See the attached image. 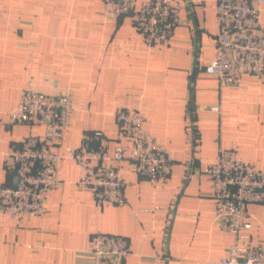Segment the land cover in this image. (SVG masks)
Wrapping results in <instances>:
<instances>
[{"label":"crops","instance_id":"0c3cea01","mask_svg":"<svg viewBox=\"0 0 264 264\" xmlns=\"http://www.w3.org/2000/svg\"><path fill=\"white\" fill-rule=\"evenodd\" d=\"M217 30L215 0H185L175 33L159 48L143 41L131 14L104 18L102 0H0V186L14 182L3 152L43 131L8 119L25 89L72 96L75 113L55 151L84 143L109 153L120 145L128 154L114 112L138 109L170 164L168 176L150 184L121 161L125 203L96 206L91 190L76 183L81 169L64 162L45 216L17 222L0 212V264H94L88 243L96 232L128 240L131 253L115 264H219L233 236L212 222L202 167L218 148H235L264 167V80L243 74L221 84L204 73ZM215 103L218 112L206 108ZM96 130L103 136H93ZM247 209L244 233L255 245L264 241V203Z\"/></svg>","mask_w":264,"mask_h":264},{"label":"built area","instance_id":"2783aa9c","mask_svg":"<svg viewBox=\"0 0 264 264\" xmlns=\"http://www.w3.org/2000/svg\"><path fill=\"white\" fill-rule=\"evenodd\" d=\"M185 0H102L104 18L131 14L143 41L159 48L175 33L179 11ZM264 0H215L218 30L213 58L204 73L221 84L237 82L243 74L264 80V24L260 14ZM208 110L219 111V104ZM75 113L70 92L46 94L22 90L8 112L10 122L43 126L41 135H28L14 142L2 154L4 170L14 182L0 186V212L17 222L25 216L43 217L48 211L50 191L61 182L62 164L73 161L81 175L77 185L89 188L96 206L125 203V182L119 163L130 168L150 184L165 179L170 172L168 149L145 128L138 109H118L114 116L130 141V150L117 145L109 153L103 144L84 148V143L64 152L53 149L61 144ZM102 137L101 131L92 132ZM113 160L114 163L110 161ZM211 183L212 222L232 234L233 240L219 264H264V241L250 245L247 205L264 203V167L244 158L235 148H218L215 159L203 165ZM88 252L94 264H115L131 253L128 240L117 234L91 235Z\"/></svg>","mask_w":264,"mask_h":264}]
</instances>
